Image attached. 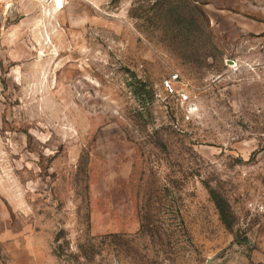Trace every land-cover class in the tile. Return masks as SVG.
I'll return each instance as SVG.
<instances>
[{
  "label": "rangeland",
  "instance_id": "374dc122",
  "mask_svg": "<svg viewBox=\"0 0 264 264\" xmlns=\"http://www.w3.org/2000/svg\"><path fill=\"white\" fill-rule=\"evenodd\" d=\"M63 2L0 8V264H264V0Z\"/></svg>",
  "mask_w": 264,
  "mask_h": 264
},
{
  "label": "built area",
  "instance_id": "2783aa9c",
  "mask_svg": "<svg viewBox=\"0 0 264 264\" xmlns=\"http://www.w3.org/2000/svg\"><path fill=\"white\" fill-rule=\"evenodd\" d=\"M28 0H0V8L7 11H14L19 6ZM180 81L179 74H174L170 78L164 80L163 86L168 94L179 95L181 101H186L189 99L186 90L178 89L176 84Z\"/></svg>",
  "mask_w": 264,
  "mask_h": 264
},
{
  "label": "bare ground",
  "instance_id": "6f19581e",
  "mask_svg": "<svg viewBox=\"0 0 264 264\" xmlns=\"http://www.w3.org/2000/svg\"><path fill=\"white\" fill-rule=\"evenodd\" d=\"M55 2L57 3V5H59V7H63V4H64L63 0H55Z\"/></svg>",
  "mask_w": 264,
  "mask_h": 264
},
{
  "label": "trees",
  "instance_id": "16d2710c",
  "mask_svg": "<svg viewBox=\"0 0 264 264\" xmlns=\"http://www.w3.org/2000/svg\"><path fill=\"white\" fill-rule=\"evenodd\" d=\"M221 215H222V218L225 219L224 217H226V213L223 209H221Z\"/></svg>",
  "mask_w": 264,
  "mask_h": 264
}]
</instances>
